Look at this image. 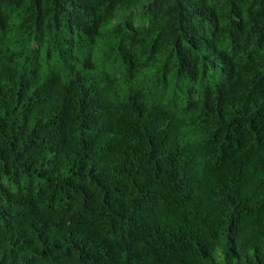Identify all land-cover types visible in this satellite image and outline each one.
I'll return each mask as SVG.
<instances>
[{
  "label": "trees",
  "instance_id": "16d2710c",
  "mask_svg": "<svg viewBox=\"0 0 264 264\" xmlns=\"http://www.w3.org/2000/svg\"><path fill=\"white\" fill-rule=\"evenodd\" d=\"M0 264H264V0H0Z\"/></svg>",
  "mask_w": 264,
  "mask_h": 264
}]
</instances>
